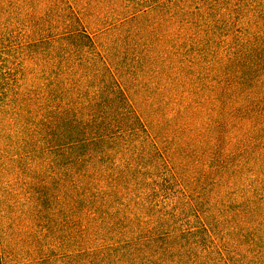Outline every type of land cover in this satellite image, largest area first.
Instances as JSON below:
<instances>
[{"label": "trees", "instance_id": "1", "mask_svg": "<svg viewBox=\"0 0 264 264\" xmlns=\"http://www.w3.org/2000/svg\"><path fill=\"white\" fill-rule=\"evenodd\" d=\"M0 264H264V0H0Z\"/></svg>", "mask_w": 264, "mask_h": 264}]
</instances>
